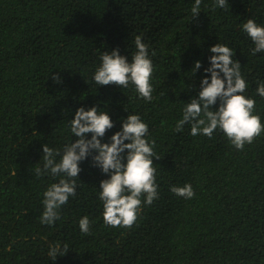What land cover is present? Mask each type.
I'll use <instances>...</instances> for the list:
<instances>
[{
  "label": "trees",
  "instance_id": "16d2710c",
  "mask_svg": "<svg viewBox=\"0 0 264 264\" xmlns=\"http://www.w3.org/2000/svg\"><path fill=\"white\" fill-rule=\"evenodd\" d=\"M194 3L0 0V264H264V133L241 151L219 129L211 138L192 136L188 124L175 131L210 76L204 69L217 43L234 50L244 95L256 101L264 123V98L256 93L264 52L252 54L242 27L248 19L264 26V0H227L224 8L201 0L192 18ZM137 36L153 63L151 102L131 84L99 86L93 79L105 51L119 49L131 62ZM196 61L201 68L193 73ZM94 105L114 123L102 143L129 114L148 125L147 139L161 158H153L158 198L145 205L141 197L131 228L105 224L99 184L108 177L90 155L79 164L76 195L61 206L60 218L42 224L43 193L61 178L36 175L42 145L62 153L75 140L69 124L76 109ZM185 184L192 185L191 199L170 191ZM85 215L88 235L79 229Z\"/></svg>",
  "mask_w": 264,
  "mask_h": 264
},
{
  "label": "clouds",
  "instance_id": "9594fccd",
  "mask_svg": "<svg viewBox=\"0 0 264 264\" xmlns=\"http://www.w3.org/2000/svg\"><path fill=\"white\" fill-rule=\"evenodd\" d=\"M200 5L201 0H195L191 9L192 18L199 16ZM226 5L227 0H215L213 7L224 8ZM242 27L255 45L252 54L264 52V26L248 19ZM134 43L136 52L131 56V62L120 55L119 49L103 52L93 79L99 86L111 84L127 88L131 84L139 97L151 102L154 68L148 45L142 42L140 36L135 38ZM209 51L212 53L208 58L210 67L204 72L210 76L201 79L200 90L195 98L186 103L175 131L182 132L184 125L188 124L192 136L202 134L211 138L219 129L235 149L242 151L246 144H252L256 137L264 133V123L254 113L256 101L244 95L247 84L241 74L240 63L233 60L234 50L217 43ZM200 68V61L194 62L193 73ZM52 79L60 82L58 74H53ZM256 93L264 98V82L258 84ZM69 126L75 140L65 145L62 153L42 145L44 163L42 168H36V175L61 178L43 193L44 210L40 222L52 225L60 218L61 206L68 202L70 196L76 195V181L81 171L79 164L91 155L92 166L98 167L108 177L99 184L105 224L131 228L141 210V197L145 205H151L158 198L153 158H161L153 151L155 141L147 139L148 125L139 115L129 114L121 120V130L115 132L109 142L102 143V138L114 127V123L107 111H98L94 105L87 110L77 108ZM89 133L91 138L86 139ZM170 191L185 199L195 195L191 184L172 186ZM91 223L87 215L80 218L82 234H90ZM66 252L65 247L64 254ZM58 253L59 246L50 248L49 255L53 260L60 256Z\"/></svg>",
  "mask_w": 264,
  "mask_h": 264
}]
</instances>
